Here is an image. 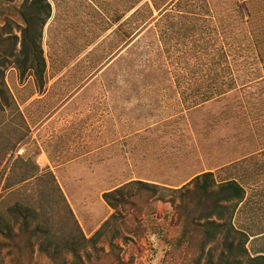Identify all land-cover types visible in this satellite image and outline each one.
Instances as JSON below:
<instances>
[{"label":"rangeland","instance_id":"374dc122","mask_svg":"<svg viewBox=\"0 0 264 264\" xmlns=\"http://www.w3.org/2000/svg\"><path fill=\"white\" fill-rule=\"evenodd\" d=\"M22 1L0 0L17 34L14 6ZM51 1L58 14L65 10L62 28L41 42L55 53L59 78L46 86L52 80L46 70L21 74L14 58L3 67L11 102L0 104V216L15 230L12 207L31 202L51 213L40 223L60 224L50 183H18L21 157L53 172L79 227L92 237L80 246L82 258L95 245L113 249L123 264H188L168 254L164 239L174 233L170 199L177 201V193L160 190L163 199L141 213L110 207L102 194L136 179L179 188L211 171L216 180L234 177L245 186L247 200L233 222L256 234L246 244L249 254L264 251V81L250 82L263 64L252 49L255 24L246 25L239 9L245 1L260 19L264 0H169L137 31L140 18L123 23L141 4L125 12L133 0ZM135 188L125 186L122 194ZM209 247L217 253L221 243ZM6 251L1 247L0 264H9Z\"/></svg>","mask_w":264,"mask_h":264},{"label":"trees","instance_id":"16d2710c","mask_svg":"<svg viewBox=\"0 0 264 264\" xmlns=\"http://www.w3.org/2000/svg\"><path fill=\"white\" fill-rule=\"evenodd\" d=\"M168 1L150 0L149 5L147 0H133L129 2L125 12L134 8L136 4H141L123 23L125 25L129 23L131 17L140 18L135 28L137 31L151 21L153 9L159 10ZM22 2L24 3L18 7L14 6L20 18V23H16L19 34L7 27L10 20L4 9L0 8V20H3V24L0 25V104L10 105L11 102V95L3 81V67L9 58H14L13 63L21 70V74L30 69L42 75L45 68L41 40L43 26L50 16V4L47 0ZM144 8L147 9V13L142 14L141 9ZM239 9L240 17L246 25L255 24L249 27V34L255 56L258 62L263 64L261 73L258 75L252 73L250 82L264 81V16L258 19L252 15L245 1L239 4ZM119 19L120 16L116 17L115 21ZM130 35V31L124 30L125 39ZM247 84L249 81L242 86ZM206 100L208 99H203L194 106ZM15 160H20L24 165L19 184L45 181L57 190L59 197L57 215L60 224L58 229L52 228L46 223L51 213L37 211L31 202L25 203L24 206L17 204L12 207L18 220L15 230L0 216V249L7 248L6 254L10 256L9 264H123L120 260L116 261L114 258L116 253L113 249L105 253L102 248L95 245H92L93 251L86 253L82 258L80 246L82 242H87L92 237H85L61 193L53 172L47 167L40 169L36 163L30 164L21 157ZM243 160L245 158L232 161L222 166L220 170H229L235 166L234 164ZM132 184L136 185L135 192L129 196L122 194V188ZM180 184L179 188H175L167 182L136 179L104 192L102 197L110 207L116 208L117 205H121L141 213L143 206L152 210L153 202L163 199L160 190L166 188L177 193V201L170 199L175 212L172 223L174 233L164 237L170 256L177 257L181 262L188 258V264H264V251H257L251 255L246 247L249 237L256 234H250L233 222L235 215L241 212L247 200L243 183L234 177L216 180L213 172L206 171L193 174L191 178ZM115 194L118 195L114 196ZM154 196L155 199L152 198ZM47 215L49 218L43 219L45 223H40L39 219ZM98 232L99 230L95 234ZM217 241L221 243V249L217 253L210 247L207 248L209 244ZM62 247L70 254L69 259L61 251Z\"/></svg>","mask_w":264,"mask_h":264},{"label":"crops","instance_id":"0c3cea01","mask_svg":"<svg viewBox=\"0 0 264 264\" xmlns=\"http://www.w3.org/2000/svg\"><path fill=\"white\" fill-rule=\"evenodd\" d=\"M47 1L50 4V8H51L52 12H50V16L46 20V23L44 24L43 29H42V40H43L44 45L47 44V40H49L51 38L53 39V31L54 30L56 31L59 27H61L60 22H58V21L62 20V19H60V17L62 15V13L65 11V10H62V12H60V14H58V11L56 10V6H55L54 1H51V0H47ZM69 1L71 2V0H69ZM71 3H70V7H71ZM71 10H72V8H71ZM71 14H72V12H71ZM70 27L72 29V25ZM48 43H49V41H48ZM41 46H42V42H41ZM42 49H43V46H42ZM55 56L56 55L53 51H48V49H43V57H44V62H45L44 70H46V72H48L47 73L48 79H52L51 81H49L47 83L46 86H50L60 76V72H58L59 66L57 65L58 59H56ZM28 70H30V69H28ZM32 72H34V71L32 70ZM144 181H146V180H144ZM147 182H150V181H147Z\"/></svg>","mask_w":264,"mask_h":264}]
</instances>
